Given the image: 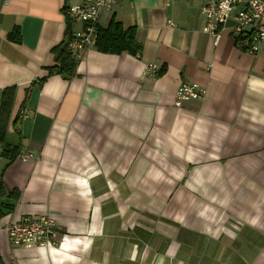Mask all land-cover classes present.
<instances>
[{"label":"crops","instance_id":"obj_1","mask_svg":"<svg viewBox=\"0 0 264 264\" xmlns=\"http://www.w3.org/2000/svg\"><path fill=\"white\" fill-rule=\"evenodd\" d=\"M80 2L0 0V94L16 87L0 178L19 194L0 199V264H264V46L204 33L203 0H118L99 27H135L141 53L92 47L40 83ZM181 84L207 94L177 107ZM47 216L57 246L10 243V223Z\"/></svg>","mask_w":264,"mask_h":264},{"label":"built area","instance_id":"obj_2","mask_svg":"<svg viewBox=\"0 0 264 264\" xmlns=\"http://www.w3.org/2000/svg\"><path fill=\"white\" fill-rule=\"evenodd\" d=\"M1 1L8 4L11 0ZM117 2L118 0H81L79 5L66 8L67 19L85 24L82 30L72 36L69 43L70 53L79 61L94 47L102 15ZM201 13L205 18L203 32L214 37L216 42L219 31L231 23V31L239 48L248 54H256L264 46V0H203ZM157 74L156 64L146 67L147 77ZM206 94V89L198 84H181L176 92V106L201 100ZM22 116L25 117V114ZM21 158L30 160L33 157L27 154ZM6 231L14 246L34 248L58 245L59 228L48 216L25 218L20 222L10 223Z\"/></svg>","mask_w":264,"mask_h":264},{"label":"trees","instance_id":"obj_3","mask_svg":"<svg viewBox=\"0 0 264 264\" xmlns=\"http://www.w3.org/2000/svg\"><path fill=\"white\" fill-rule=\"evenodd\" d=\"M72 21L68 20L67 23V34L62 44L53 49V55L55 56V63L53 66L46 68L47 75L39 80L40 83L45 82L49 77L59 75L66 80H71L76 76L77 66L79 60L75 58L69 51V43L72 39ZM11 41L19 43L21 37L19 31L16 30V34L10 35ZM94 48L104 54L120 55L122 53H128L132 56H138L142 51V45L136 39V28L132 27L124 29L121 23L112 19L108 28L103 29L97 27V38ZM160 74V73H159ZM16 87H11L3 90L0 94V145L5 144L6 134L8 126L11 121L13 107L15 103ZM21 109L20 111L22 110ZM20 113V112H19ZM19 113L16 115V122ZM18 148L5 146L3 148L2 155L10 159L13 162L18 155ZM19 194L13 190L8 193L3 184L2 177L0 178V199H13L18 200ZM13 205L2 204L0 208V219L4 216L3 210H12Z\"/></svg>","mask_w":264,"mask_h":264},{"label":"rangeland","instance_id":"obj_4","mask_svg":"<svg viewBox=\"0 0 264 264\" xmlns=\"http://www.w3.org/2000/svg\"><path fill=\"white\" fill-rule=\"evenodd\" d=\"M189 208L192 209V211L194 210V206H193V205L189 206ZM224 213H227V211L224 212ZM224 213H223V214H224ZM223 214H222V215H223ZM222 215H221V216H222ZM230 222H232V220L222 221V222H221V225H226V226H227V225L230 224ZM241 226H242V225H241ZM247 239L249 240V238H247ZM254 239H255V237H253L251 240H252V241H255ZM256 239H258V238L256 237ZM221 240H222L224 243H226V242L228 243V240H227L226 238H223V239H221ZM204 245H205V243H204Z\"/></svg>","mask_w":264,"mask_h":264}]
</instances>
